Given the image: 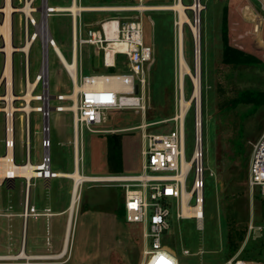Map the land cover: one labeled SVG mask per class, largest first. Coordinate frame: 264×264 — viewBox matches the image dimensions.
<instances>
[{"label":"rangeland","instance_id":"rangeland-1","mask_svg":"<svg viewBox=\"0 0 264 264\" xmlns=\"http://www.w3.org/2000/svg\"><path fill=\"white\" fill-rule=\"evenodd\" d=\"M42 0H35L34 5H41ZM186 7L193 0H182ZM51 6L66 7L71 0H47ZM79 5L95 6L99 8H118L113 10L81 11L79 25L81 35L87 37L88 28H96L95 21L102 17L118 16L123 20L134 19L143 26L144 42L152 47L153 60L145 69L144 83H139L145 109L135 111L133 109L110 110L105 112V121L96 127L97 131L84 128L78 132L79 143V168L80 172L89 174L85 166L94 167L95 174H136L141 172L143 157L141 151L144 148V134L150 132H165L179 125L177 118L179 110L178 92V39H177V11L171 6L176 0H76ZM202 5L198 19L196 13L190 8H185V14L189 22L183 23L184 45L183 52L191 69L194 67V41L190 27L191 23H198L200 31V80L201 94L199 109L202 124L203 151H204V190H203V220L202 228L197 227L195 218H175L172 207L171 228L165 235V244L177 256L179 264H236L239 261L244 264L264 262V228L248 232L250 221L255 225H264V196L250 194L247 186L248 168L242 165L238 159L226 158L230 152V142L239 144L244 154L252 152L253 144L264 130V101L258 106L251 102H237L234 100L242 91H258L264 93V49L256 48L247 43V35L239 30H231V25L226 17L225 0H200ZM2 0H0V5ZM13 5L18 6V0H13ZM139 7V8H134ZM164 7V8H163ZM54 13L48 17V27L57 47L67 62L71 61L72 53V28L70 11ZM189 14V15H188ZM39 17V13L35 14ZM72 15V13H71ZM19 13H15L14 19V44L21 45L23 36L20 33ZM106 19V18H105ZM239 21L238 23H240ZM226 24V25H225ZM113 30H117L116 21L109 24ZM227 29L228 44L257 57V63L229 65L222 62L224 50L223 29ZM114 31L109 34L111 37ZM234 32V33H233ZM261 47L264 45L259 41ZM79 65H77L78 83H81L80 74L105 72L92 60L96 47L90 44L78 45ZM43 44L38 38L29 49V77L33 80L40 71L43 59ZM112 50H107V62H112ZM22 56L16 52L13 56V73L15 92L23 88ZM92 65H94L92 67ZM2 67V55H0V70ZM49 93L55 95L62 93L70 95L73 91V83L59 61L52 47L48 48ZM127 69L126 62L120 56L114 72H124ZM41 84L36 92H41ZM192 91V82L189 76L184 78V94L188 98ZM66 106H72L70 98L65 99ZM58 101L52 99L53 106ZM31 106H37L36 101H31ZM24 100H16L15 107H23ZM198 105L191 102L184 126L185 158L188 160L192 153L194 141V127ZM50 111L49 137L51 140L50 168L53 171L72 172L73 154L68 156L64 152L65 146L61 141L65 137H72V127L57 126L60 117H66V122H73V112ZM15 125L14 156L16 163L24 162L23 121L24 113L18 111ZM23 115V116H22ZM50 120V121H49ZM43 116L39 112L30 113V153L33 163L41 161L43 148L41 138L43 136ZM59 130V132H58ZM64 133V136L60 134ZM119 135L121 142V171H113L117 168L115 162L108 165L105 171L97 169L101 167L99 159L100 146L95 139H105L107 136ZM124 150V156H123ZM73 152V151H72ZM4 153L3 146V119L0 113V155ZM99 158V159H98ZM241 159V158H240ZM242 161V159H241ZM134 165V169L128 168ZM243 173V175H241ZM65 178V177H64ZM193 179L190 173L186 185L189 189ZM5 180V179H4ZM0 182V256L16 255L19 252L22 241L23 224L20 216L23 210L25 198V184L23 177H16L13 186L8 188L5 181ZM42 181L41 178L38 179ZM38 180H31L36 182ZM65 179H52V184ZM69 184L72 181L69 179ZM9 184H12L9 182ZM24 188V190H22ZM72 188V186H71ZM16 191L14 201L8 199L7 190ZM21 190L19 198L18 190ZM34 185H32V191ZM119 190V191H118ZM24 191V192H23ZM118 192V193H117ZM120 193L123 202V188L115 185H106L101 182H86L80 188L77 206L74 212L72 233L70 239V258H32L26 259H0V264H81L95 258V264H141L145 241L143 230L139 224L128 223L124 218V209L120 206ZM14 194V193H13ZM23 197V198H22ZM81 197V198H80ZM71 198V196H70ZM23 200V202H22ZM100 201L101 207L110 210L114 202L119 204L118 209L105 215L102 219L89 217L87 204ZM109 202L106 204V202ZM123 205V204H122ZM98 207V206H95ZM110 207V208H107ZM98 209V208H97ZM120 209V210H119ZM118 210L120 212H118ZM79 211V213H78ZM97 211L91 208V212ZM106 211V210H105ZM48 212V211H47ZM7 213L8 215H5ZM89 213V212H88ZM234 215L238 223L246 228L243 240L238 249L230 254L227 235V215ZM68 215L54 219L51 228L46 227L42 217H29L24 232L27 234V251H31V234L37 232L41 235L39 243H44L47 234L54 235V249L59 251L64 238L65 223ZM56 221V223H55ZM58 221V222H57ZM48 229V230H47ZM51 229V230H50ZM146 246H150L146 243ZM188 253H183L184 251ZM41 251H44L42 249ZM48 251V250H47Z\"/></svg>","mask_w":264,"mask_h":264},{"label":"built area","instance_id":"built-area-1","mask_svg":"<svg viewBox=\"0 0 264 264\" xmlns=\"http://www.w3.org/2000/svg\"><path fill=\"white\" fill-rule=\"evenodd\" d=\"M2 0L0 5V22L3 23L5 12L2 11ZM142 1V0H141ZM13 5V0H11ZM35 0H18V6H14L11 12V80L9 82L4 74L7 63V52L5 50L6 38L0 31V55H2V67L0 70V113L3 119V146L6 155L12 150L13 160L15 146V113L22 111L24 113L23 121V144H24V162L31 161L30 153V113L39 112L43 116V120L49 119L50 111L56 112L67 111L69 106L65 105V94L57 93L51 95L49 93V67H48V48L52 47L59 60L62 62L59 49L53 39L48 27V17L54 13H65L64 11H56L48 4L47 0H42L40 6L34 5ZM27 8V9H26ZM15 13H19L20 33L23 36L21 45L14 44V19ZM39 13V17H36ZM71 14V12H70ZM72 18V55L74 48L78 45L90 44L101 51L102 62L104 67L116 68L119 58L122 56L126 62L127 69L124 72H106L80 74L81 83L85 84L93 82L94 79L116 77L118 79L125 78L122 85L117 88H105L101 90H92L85 87L79 91L76 102V109L73 112V125H76L77 131L84 128L97 131V126L105 121V112L110 110L133 109L135 111H143L145 109L139 83H144L145 69L152 63L153 51L152 47L144 42L143 26L140 21L134 19L123 20L120 17L106 18L99 22L97 28H88L87 37L81 35L80 18L81 11L76 17ZM76 18V19H75ZM116 21L117 37L109 38V34L113 32V26L109 24ZM40 39L43 44V59L40 71L30 80L29 72V49L34 41ZM119 42L125 44V49L115 50L112 52V62H107V47L109 42ZM19 52L22 56L23 68V88L19 92H23L24 96L29 92L31 101H36L37 106H31L33 110L26 112L19 110L22 107H15L14 111L9 109V101L7 94L10 89L14 94L15 83L13 73V56ZM73 61V56L71 61ZM64 65V64H62ZM72 82V74L65 65L63 66ZM77 73V71H76ZM78 75V73H77ZM78 78V76H77ZM105 81V80H104ZM41 84L42 91L36 92ZM24 96L14 94L11 100L12 105L18 99H22L25 105L28 104ZM55 99L57 104L51 105L50 101ZM24 105V106H25ZM23 106V107H24ZM71 107V106H70ZM69 110V109H68ZM23 116V115H22ZM199 128L197 118L195 119L194 141L190 158L186 160L185 152V135L182 132V125L179 123L175 128L165 132H150L144 134L145 144L141 151L143 157L141 172L129 174L131 176H116L122 174H112L116 180L96 181L106 185H115L123 188V209L124 218L128 223L139 224L142 227V236L145 241V247L142 254L145 259L141 264H179L176 254L166 246L165 235L171 228L172 224V207H174L175 218H195L196 223L202 227L203 220V190H204V151H203V135L202 124ZM75 129V126H74ZM41 146L43 148V156L38 166L42 168L36 178H54L55 172L50 169L51 140L49 137V122L47 125L43 123V136L41 138ZM183 158L190 162L188 168L183 166ZM33 163V162H32ZM193 174V179L189 189H187L186 181L189 174ZM127 175V174H124ZM126 178V180H118ZM31 179V180H32ZM3 181V180H2ZM29 181L25 184V198L23 210L20 214L23 224L22 241L20 250L24 251V227L29 217L38 218L43 215L33 205L28 202ZM247 186L251 195L258 193L264 196V130L259 138L253 144L252 152L249 160ZM183 189L189 191L191 195L184 198ZM197 207L201 205L202 214L200 216H185L182 211L183 203ZM45 214V213H44ZM48 214V212H46ZM5 215H8L5 213ZM67 221V219H66ZM264 225H255L252 221L248 223L247 230L252 232L262 230ZM72 228L69 229L67 222L65 223L64 240L61 249L57 253H48L33 256H54L61 255V258H70V239ZM148 243L150 246H146ZM19 250V251H20ZM183 253H188L184 251ZM41 259V258H39ZM29 260V259H26ZM29 264V263H27ZM253 264H264V262H254Z\"/></svg>","mask_w":264,"mask_h":264},{"label":"bare ground","instance_id":"bare-ground-1","mask_svg":"<svg viewBox=\"0 0 264 264\" xmlns=\"http://www.w3.org/2000/svg\"><path fill=\"white\" fill-rule=\"evenodd\" d=\"M40 6V5H39ZM51 6V5H50ZM53 10H67L72 13L73 17H76L78 12L80 11H95V10H113V9H118V8H99L95 6H84V5H79L76 0H71V3L69 6L66 7H58V6H51ZM188 8L194 10V12L197 13L200 11L202 5L200 3V0H193L190 5L187 6ZM186 4L183 3L182 0H176V2L171 6L172 9L177 11L178 14V20L176 21L177 24V39H178V92H179V110L177 112V118L180 120V123L182 125V132H184V126H185V117L188 111V108L191 104V102H196V105H198V109L196 111V118H197V123L199 128L201 127V116H200V109H199V99H200V94H201V80H200V72H199V67H200V54H201V47H200V31L198 28V23L196 20V23H189L193 35V41H194V67L191 69L189 66L188 62L185 59L184 53L183 52V45H184V30H183V23L184 22H189V18L185 14V8ZM134 8H139V7H134ZM164 8V7H163ZM27 9V8H26ZM2 11L5 12V17L3 20V23L0 22V31L3 33V35L6 38V44H5V50L7 52V63L5 67L4 74L7 76L9 82L11 80V51L13 50V46L11 44V12L14 11V6L12 5L11 0H5L4 4L2 5ZM189 15V14H188ZM197 18V16H196ZM76 19V18H75ZM185 24V23H184ZM117 37V30L114 31V34L109 37V38H115ZM59 47V46H58ZM59 49V48H58ZM76 50V48H74ZM125 49V44L119 43V42H109L107 50H124ZM43 53V52H42ZM74 53V52H73ZM59 55L62 60L66 69L71 72L72 74V83H73V91L72 93H69L70 95L66 96V98H70L73 102L72 106L69 107L71 110L76 109V102H77V96L79 94V91L85 87H89L92 90H101L105 88H114L117 89L122 85V82L125 81V78L118 79L116 77H111V78H103L104 80H101V78L94 79L93 82H88L85 84L78 83V78H77V56L76 53L74 54L73 61L72 62H67L62 53L59 50ZM60 61V60H59ZM61 62V61H60ZM63 65V66H64ZM50 71V68H49ZM189 76L191 78L192 82V91L191 94L188 98H185L184 94V78L185 76ZM14 94L12 91H8L7 94V99L9 101V109L11 111H14L15 107L14 105L10 104L11 100L13 99ZM24 96V95H23ZM31 94L28 92L24 98L27 100L28 104H26L24 107L20 108L19 110H23L26 112H30L33 110L29 104V99H30ZM50 121V120H49ZM50 123V122H49ZM75 126V133H74V145H75V151H74V170L72 172H62V171H54L56 177H65L69 178L72 180V188H71V198H70V204L68 207V217H67V226L69 229L73 228V219H74V212L77 206V201L79 198V193H80V188L81 186L86 183V182H96V181H109V180H116L113 178L114 176L111 175H91V174H84L81 173L79 170V153L77 149V145L79 143V135L76 125ZM95 132V131H94ZM80 151V150H79ZM183 166L184 168H188L190 166V162L184 160L183 158ZM51 167V166H50ZM46 168L45 166H38V163H16L13 160V154L12 150H9L6 155H0V182L8 177H23L25 181H29V185L31 183V179L34 176L43 174V170L40 169ZM51 169V168H50ZM116 176H131V175H116ZM48 180V179H47ZM118 180H126V178H120ZM183 195L184 198L189 197L191 193L185 189H183ZM182 211L185 216H200L202 214L201 211V205L197 207H193L191 205H187L185 202L183 203L182 206ZM198 228H202L197 224ZM32 259V258H54V259H59L61 258V255H52V256H33L25 251L20 250L18 254L16 255H2L0 256V259ZM236 264H244V262L239 261Z\"/></svg>","mask_w":264,"mask_h":264},{"label":"crops","instance_id":"crops-1","mask_svg":"<svg viewBox=\"0 0 264 264\" xmlns=\"http://www.w3.org/2000/svg\"><path fill=\"white\" fill-rule=\"evenodd\" d=\"M226 1V17L228 22L231 25V30L235 32V30H239V28L244 32L245 35H247V43L245 41V44H251L256 48H261L258 45V41H261V43L264 45V0H225ZM70 15V21H71V28H72V18L71 14ZM112 17H118V16H110V17H102L101 19H98L95 21L96 25L95 27H98L99 22L104 20L105 18H112ZM241 21L240 23H238ZM233 32V33H234ZM72 39H73V31H72ZM78 48V47H77ZM74 49V53L71 57H74V54L76 53L77 56V65H79V56H78V49ZM92 60L93 62L100 66L101 68H104L105 72L101 73H106L109 72L110 69L104 67L103 62H102V54L101 51L96 48L94 54L92 55ZM94 65H92L93 67ZM92 74V73H90ZM97 74V73H95ZM99 74V73H98ZM57 126H62L65 125L66 128L72 127V137L68 136L65 137L62 141L61 144L65 146L64 152L70 156V153L73 154V169H74V151H75V145H74V125L72 122H66V117H60L58 119ZM99 130V129H98ZM59 132V130H58ZM64 136L63 132H60ZM95 143H98L100 148V156L103 154L104 155V160H101V157L99 159V163H101V167H97V169H101L105 171V168L107 167V142L105 139H95ZM78 149V145H77ZM73 151V152H72ZM79 151V149H78ZM123 156H124V150H123ZM250 160V159H249ZM39 161L35 162L38 163ZM94 167L91 166H85V169L89 172V174H95L93 170ZM128 168L134 169L135 166L131 165ZM80 170V168H79ZM56 171H63V170H56ZM66 172V171H65ZM59 178V179H65V181H59L55 183L54 185L52 184V179ZM39 178L33 179V180H38ZM42 181H33V184L29 187V194H28V202L33 205L38 211L42 212L43 215L39 216L42 217L43 221L46 224V227L51 228L54 223V219L58 218L59 216H63L67 214L68 207L70 204V196H71V185L69 184V178H64V177H54V178H41ZM48 179V180H47ZM72 181V180H71ZM32 185H34V190L32 191ZM14 189H8L7 195L8 199H5L4 201H14L16 199V191L13 192ZM24 190V188L22 189ZM119 191V190H118ZM24 192V191H23ZM14 193V194H13ZM19 198L21 195V190L19 189ZM118 193V192H117ZM120 197V206L122 207L123 210V202L121 200L122 193L119 195ZM23 198V197H22ZM81 198V197H80ZM98 202V204L91 203L87 204L88 206V211L86 213L89 217H98V218H103L105 215L110 214L111 212L115 213V210L118 209L117 203L114 202L113 208L104 209L101 207V204L99 203L100 201L95 200ZM124 201V197H123ZM23 202V200H22ZM109 202L107 201L106 204ZM98 206V207H95ZM91 208H96L97 211L91 212ZM98 208V209H97ZM106 210V211H105ZM120 210V209H119ZM118 210V212H120ZM48 211V214L46 212ZM89 212V213H88ZM45 213V214H44ZM79 213V211H78ZM68 215V214H67ZM58 222V221H57ZM56 223V221H55ZM48 230V229H47ZM51 230V229H50ZM24 237H25V243H24V251L30 255H41V254H48V253H57L59 251H56L54 249L55 244L53 243V238L54 235L49 232V234L46 235L44 243H39V239L41 235L37 233L36 231L31 234V243H30V248L31 251H27V234L24 232ZM64 240V238H63ZM44 249V251H41ZM61 249V248H60ZM20 250V248H19ZM48 250V251H47ZM95 258H91L90 261L87 263H81V264H95Z\"/></svg>","mask_w":264,"mask_h":264},{"label":"trees","instance_id":"trees-1","mask_svg":"<svg viewBox=\"0 0 264 264\" xmlns=\"http://www.w3.org/2000/svg\"><path fill=\"white\" fill-rule=\"evenodd\" d=\"M226 25V24H225ZM223 38H224V50L222 54V62L229 65H239L246 63H257V57L244 52L243 50L231 46L227 41V29L226 26L223 29ZM258 45L261 47L260 42ZM110 73L114 72V68H110ZM262 101H264V93L252 90L242 91L240 95L235 98L234 102H251L254 106H258ZM230 142V152L227 153L226 158L229 159H238L242 165H247L249 163L250 154H244L241 146L235 142ZM107 157L108 165L112 166L113 162L116 163L117 168L113 171H121L120 162H121V142L119 135L107 136ZM242 161H241V159ZM243 175V173H241ZM227 225L229 227V232L227 235L228 247L230 249V254H233L235 250L238 249L240 242L243 240L246 228L242 227L234 215H227Z\"/></svg>","mask_w":264,"mask_h":264},{"label":"water","instance_id":"water-1","mask_svg":"<svg viewBox=\"0 0 264 264\" xmlns=\"http://www.w3.org/2000/svg\"><path fill=\"white\" fill-rule=\"evenodd\" d=\"M198 14H199V12L197 13V19H198ZM44 123H45V125H47L48 124V119L46 118L45 120H44ZM14 179L15 178H13V177H8V178H6L4 181H5V184H6V186L8 187V188H11L12 186H13V181H14ZM9 182H11L12 184H9Z\"/></svg>","mask_w":264,"mask_h":264}]
</instances>
